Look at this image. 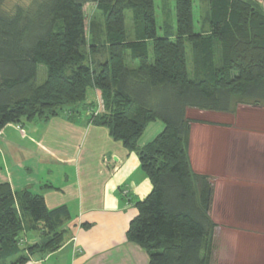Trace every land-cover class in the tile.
Segmentation results:
<instances>
[{"label": "trees", "instance_id": "obj_1", "mask_svg": "<svg viewBox=\"0 0 264 264\" xmlns=\"http://www.w3.org/2000/svg\"><path fill=\"white\" fill-rule=\"evenodd\" d=\"M5 3L0 0V132L78 114L87 107V91L98 90L104 113L94 124L138 155L152 186L141 201L123 194L137 210L126 239L146 251L149 264H212L213 186L191 168L186 113L264 108V0H207L208 27L200 33L193 0H175V29L162 36L154 0H27L11 9ZM87 4H95V14L86 31ZM94 17L102 19L108 53L96 68L90 57L101 35ZM127 53L136 68L126 65ZM38 66L46 68L41 85ZM157 120L162 132L140 147L146 126ZM68 216L66 206L48 209L41 195L0 184V264H28L33 255L58 250ZM28 233L38 240L26 239Z\"/></svg>", "mask_w": 264, "mask_h": 264}, {"label": "crops", "instance_id": "obj_2", "mask_svg": "<svg viewBox=\"0 0 264 264\" xmlns=\"http://www.w3.org/2000/svg\"><path fill=\"white\" fill-rule=\"evenodd\" d=\"M197 1L193 25L200 33L208 27L209 6L207 0ZM87 8L89 29L95 4L83 8L85 26ZM154 8L158 35L174 31L175 0H154ZM99 33L101 41L90 57L95 68L108 60L103 24ZM148 51L151 56L150 43ZM125 62L137 67L128 53ZM88 91L87 107L79 106L78 114L9 124L0 132V184H9L14 193L41 195L48 209L66 206L69 213L58 250L33 255L28 264H149L146 251L126 239L137 210L123 191L141 201L151 183L138 155L94 124L104 107L100 92ZM186 117L191 168L209 176L213 186L212 264H264V108L240 105L233 114L189 109ZM163 128L161 121L149 123L139 146L152 142ZM25 238L38 240L33 233Z\"/></svg>", "mask_w": 264, "mask_h": 264}, {"label": "rangeland", "instance_id": "obj_3", "mask_svg": "<svg viewBox=\"0 0 264 264\" xmlns=\"http://www.w3.org/2000/svg\"><path fill=\"white\" fill-rule=\"evenodd\" d=\"M25 1H27V0H6L5 6H6L7 9H11L14 6H16L17 3L25 2ZM157 1L158 0H156V2ZM197 2H198L197 0H194V6H195V8H197ZM90 11H89V8H87V10H86V15H87L86 27H87L88 22H89V16L91 14ZM125 17H126V20H125L126 31H127V34H130L131 31H132V27H133V24H132V16H131L130 13H126ZM94 19H95V22L97 23L96 27L98 25L100 26L102 24V19L100 21L96 17H94ZM86 30H88V29H86ZM87 37H88V39L90 38V36L88 34H87ZM187 52H188V55L190 56V51H189L188 45H187ZM127 65L130 67V63H128ZM45 78H46V68L44 66H38L37 76H36V84L37 85H41L45 81Z\"/></svg>", "mask_w": 264, "mask_h": 264}, {"label": "built area", "instance_id": "obj_4", "mask_svg": "<svg viewBox=\"0 0 264 264\" xmlns=\"http://www.w3.org/2000/svg\"><path fill=\"white\" fill-rule=\"evenodd\" d=\"M123 194H124V195H128V194H129V190H125V191H123Z\"/></svg>", "mask_w": 264, "mask_h": 264}]
</instances>
